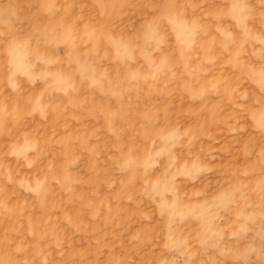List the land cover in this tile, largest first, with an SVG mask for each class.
<instances>
[{
    "label": "rangeland",
    "instance_id": "obj_1",
    "mask_svg": "<svg viewBox=\"0 0 264 264\" xmlns=\"http://www.w3.org/2000/svg\"><path fill=\"white\" fill-rule=\"evenodd\" d=\"M0 264H264V0H0Z\"/></svg>",
    "mask_w": 264,
    "mask_h": 264
}]
</instances>
